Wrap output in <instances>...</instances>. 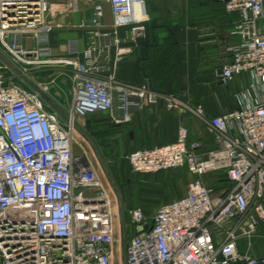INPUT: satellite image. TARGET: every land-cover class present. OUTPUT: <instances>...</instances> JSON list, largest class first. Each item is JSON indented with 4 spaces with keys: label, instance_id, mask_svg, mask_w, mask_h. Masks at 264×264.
<instances>
[{
    "label": "built area",
    "instance_id": "2783aa9c",
    "mask_svg": "<svg viewBox=\"0 0 264 264\" xmlns=\"http://www.w3.org/2000/svg\"><path fill=\"white\" fill-rule=\"evenodd\" d=\"M238 19L230 61L219 81L247 76L237 109L206 119L199 108L147 86L122 83L119 64L148 21L146 0H0V264H264L253 240L264 224V0H222ZM88 8L78 24L84 47L70 40L72 100L63 120L39 93L22 87L29 68L51 61L59 16ZM125 35H121V32ZM162 102L205 123L218 147L204 157L180 126L174 143L126 156L134 174L186 170L194 179L181 198L151 217L127 212L87 153L74 156L77 119L106 113L129 123L130 111ZM223 173L229 185H207ZM146 227V229H145Z\"/></svg>",
    "mask_w": 264,
    "mask_h": 264
},
{
    "label": "crops",
    "instance_id": "0c3cea01",
    "mask_svg": "<svg viewBox=\"0 0 264 264\" xmlns=\"http://www.w3.org/2000/svg\"><path fill=\"white\" fill-rule=\"evenodd\" d=\"M81 3L80 12L53 20L51 61L30 67V80L19 82L30 91L38 90L45 109L61 120L70 110L74 85L67 43L79 40L80 48L84 47L78 24L88 7ZM146 11L144 31L137 33L134 42H125L131 52L119 64L118 81L173 95L199 108L206 119L237 109L234 95L248 84L249 78H235L227 85L218 78V71L230 61L229 49L238 42L232 34L237 15L227 13L222 0H146ZM130 116L129 123L111 124L106 113H99L81 118L77 125L90 144L100 148L105 141L106 151L112 145L117 157L109 160H117V174L128 166L125 158L131 152L174 143L180 126L188 129L189 143L200 144L197 154L201 158L218 147L205 123L185 110L168 111L160 102L133 109ZM214 174H207L203 181L219 187L209 180Z\"/></svg>",
    "mask_w": 264,
    "mask_h": 264
},
{
    "label": "rangeland",
    "instance_id": "374dc122",
    "mask_svg": "<svg viewBox=\"0 0 264 264\" xmlns=\"http://www.w3.org/2000/svg\"><path fill=\"white\" fill-rule=\"evenodd\" d=\"M80 7L81 5L79 9ZM107 117L108 122L114 124L108 114ZM80 120L82 121V119H77V125L80 124ZM103 121H106V119ZM84 133L76 128L74 156L80 157L84 153H87L90 162L96 168L103 182L113 187L125 221L123 244L127 243L134 234L132 226L126 223V216L129 210L141 209L148 217H151L161 203L175 200L185 195L187 186L192 180L186 170L143 175L134 174L128 166H124L121 169V173L117 174V160H109L117 157V153L113 150L112 145L111 151H106L105 141L99 148L98 144L97 146L90 144L89 140H87L88 138L85 136L86 133ZM101 152L103 156L100 155ZM209 180L216 183L219 186L218 188H226L228 186L226 182L227 177L223 173H215ZM212 186H215V184ZM258 235L260 237L255 238L252 242L253 253L256 256H264V224L258 230Z\"/></svg>",
    "mask_w": 264,
    "mask_h": 264
},
{
    "label": "water",
    "instance_id": "95a60500",
    "mask_svg": "<svg viewBox=\"0 0 264 264\" xmlns=\"http://www.w3.org/2000/svg\"><path fill=\"white\" fill-rule=\"evenodd\" d=\"M220 73H221V69L218 71V75H219ZM35 92L39 93V91L36 90V89H35ZM145 229H146V227H145Z\"/></svg>",
    "mask_w": 264,
    "mask_h": 264
}]
</instances>
